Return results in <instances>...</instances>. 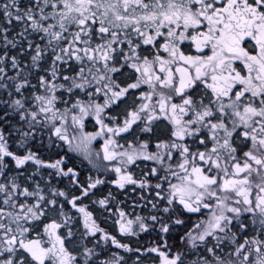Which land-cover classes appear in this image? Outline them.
<instances>
[{
	"label": "snow or ice",
	"instance_id": "6c2138e0",
	"mask_svg": "<svg viewBox=\"0 0 264 264\" xmlns=\"http://www.w3.org/2000/svg\"><path fill=\"white\" fill-rule=\"evenodd\" d=\"M0 264H264V0H0Z\"/></svg>",
	"mask_w": 264,
	"mask_h": 264
}]
</instances>
